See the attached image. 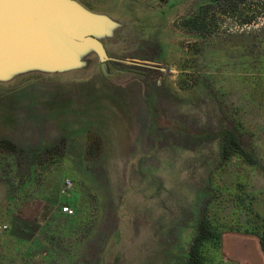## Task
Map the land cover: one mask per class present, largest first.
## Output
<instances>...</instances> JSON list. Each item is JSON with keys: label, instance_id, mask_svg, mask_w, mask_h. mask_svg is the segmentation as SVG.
Segmentation results:
<instances>
[{"label": "rangeland", "instance_id": "374dc122", "mask_svg": "<svg viewBox=\"0 0 264 264\" xmlns=\"http://www.w3.org/2000/svg\"><path fill=\"white\" fill-rule=\"evenodd\" d=\"M77 1L121 23L104 45L125 74L92 56L0 84L1 236L15 203L36 224L23 264H185L202 213L220 237L203 264H224L264 220V0ZM132 84L141 111L122 106ZM226 133L249 163L221 161Z\"/></svg>", "mask_w": 264, "mask_h": 264}, {"label": "water", "instance_id": "95a60500", "mask_svg": "<svg viewBox=\"0 0 264 264\" xmlns=\"http://www.w3.org/2000/svg\"><path fill=\"white\" fill-rule=\"evenodd\" d=\"M121 26L77 0H0V84L31 73L84 71L92 56L105 78L123 75L125 71L110 70L104 45Z\"/></svg>", "mask_w": 264, "mask_h": 264}, {"label": "crops", "instance_id": "0c3cea01", "mask_svg": "<svg viewBox=\"0 0 264 264\" xmlns=\"http://www.w3.org/2000/svg\"><path fill=\"white\" fill-rule=\"evenodd\" d=\"M130 88L131 91L135 94L131 97L130 95ZM137 90V87L135 84L129 85V89L125 90L122 94L124 96H121L122 98V106L129 107L130 104L133 105V109L138 107L137 111H141V100L139 97L141 95H138L134 91ZM139 93V91H138ZM137 94V95H136ZM126 96V97H125ZM147 96V101H148ZM143 100V97H141ZM146 99V98H145ZM137 101V102H136ZM158 101L156 102V104ZM145 119V118H144ZM146 121V119H145ZM15 204V203H12ZM12 204H9V207L11 208L8 212L10 213L9 216L6 215V211L2 206V211L4 214L3 219L5 217L7 220V226L8 231L6 233V236H1L2 233V227H5L6 225H3L0 227V264H23V253L22 251V242H21V236H23L21 233L27 231L26 229H35V222L28 220L30 222H26L25 218L22 217L20 210H17V212L12 211ZM20 209V206L18 207ZM4 224V221L2 222L0 220V225ZM31 232V231H28ZM237 247H239V251H237L238 255H231L230 253L225 257L224 264H264V254L261 250V247L259 245V240L256 239L255 241L252 240H238Z\"/></svg>", "mask_w": 264, "mask_h": 264}, {"label": "trees", "instance_id": "16d2710c", "mask_svg": "<svg viewBox=\"0 0 264 264\" xmlns=\"http://www.w3.org/2000/svg\"><path fill=\"white\" fill-rule=\"evenodd\" d=\"M223 3L221 7L229 8L231 12H235L236 4L231 0H222ZM206 13V12H205ZM203 11H198L193 18L188 20V24H193V31H202L201 24L203 23V17L205 14ZM222 147L220 149V159L223 162L231 159L232 157H241L245 159L247 163L249 161L248 154L240 147V144L237 140V137L233 133L224 134L222 140ZM252 163V162H250ZM259 245L264 254V220L262 224V232L258 236ZM220 241V237L217 234L216 230L211 226V223L202 215L199 218L195 235L192 239V242L189 247L188 259L185 264H203V254L202 249L206 243H218Z\"/></svg>", "mask_w": 264, "mask_h": 264}, {"label": "built area", "instance_id": "2783aa9c", "mask_svg": "<svg viewBox=\"0 0 264 264\" xmlns=\"http://www.w3.org/2000/svg\"><path fill=\"white\" fill-rule=\"evenodd\" d=\"M63 188H64L65 191L70 190L72 188V182H71V180L64 179V181H63ZM61 212L63 214H65V215H71L73 213L72 210L70 208H68V207H63L61 209ZM3 229H5V227H3Z\"/></svg>", "mask_w": 264, "mask_h": 264}]
</instances>
